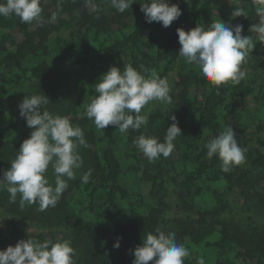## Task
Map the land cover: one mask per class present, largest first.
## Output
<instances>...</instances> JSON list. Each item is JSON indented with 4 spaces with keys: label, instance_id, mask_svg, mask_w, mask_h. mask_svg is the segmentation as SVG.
I'll return each mask as SVG.
<instances>
[{
    "label": "trees",
    "instance_id": "1",
    "mask_svg": "<svg viewBox=\"0 0 264 264\" xmlns=\"http://www.w3.org/2000/svg\"><path fill=\"white\" fill-rule=\"evenodd\" d=\"M51 1L72 5L95 0ZM193 1L185 13L189 22L185 31L220 19L233 27L242 24V35L253 36L256 47L247 63L257 78L255 86L229 81L217 94L200 69L178 55L179 27L147 23L140 11L143 0H135L123 13L112 7L111 0H100L105 11L99 17L82 8L75 21L60 17L55 23L43 0V25L21 23L14 15L0 16V170L3 164L11 166L21 143L30 136L19 103L26 95L42 93L49 97L48 105L70 103V111L84 130L93 170L87 184L80 179L72 182L56 206L45 211L35 204L21 209L19 195L15 203L7 199L1 205L10 214L46 228V232L31 235L41 242L70 239L76 264H118L113 252L117 238L122 237L124 247L133 253L147 232L157 227L174 232L169 227L172 222L178 229L177 241L190 251L184 264H197L200 256L206 264H264V226L251 222L256 234L246 239L234 220L222 216L236 189L254 199L264 212V73H259L264 66V43L249 31L258 18L252 0H239L249 16H242L238 23L216 13L215 0ZM48 52L58 55L60 63H53ZM129 63L140 71L148 69L149 74L166 77L172 103L166 108L158 107L157 102L148 105V124L140 130L121 133L111 125L100 130L85 114L89 96L96 95L93 86L111 66L123 71ZM171 68L176 70L174 78L169 75ZM77 73L73 83L64 82ZM239 96H249L251 104L240 108L235 102ZM172 115L182 136L175 139L169 157L149 161L134 139L147 134L162 142ZM229 126L246 149L249 164L259 169L257 175L251 176L240 165L224 172L218 157L206 156L205 144ZM246 128L253 129L252 140L238 133ZM131 174L140 182H130ZM170 188L185 191L186 196L171 193ZM184 211L188 215L179 217ZM9 245L15 246L0 227V250Z\"/></svg>",
    "mask_w": 264,
    "mask_h": 264
},
{
    "label": "clouds",
    "instance_id": "2",
    "mask_svg": "<svg viewBox=\"0 0 264 264\" xmlns=\"http://www.w3.org/2000/svg\"><path fill=\"white\" fill-rule=\"evenodd\" d=\"M189 2V0H185ZM43 0H0V16H15L21 23L43 25ZM136 3L135 0H111V5L123 13ZM235 5L232 17L249 16L239 0H229ZM258 22L249 28L256 38L264 43V0H252ZM59 8V3H58ZM140 11L147 23L159 22L167 28L182 15L178 4L169 0H143ZM56 19L53 13L50 20ZM243 25L231 26L220 19L208 24H198L185 31L177 28L181 45L178 55L189 65L200 69L201 75L216 87L231 81L238 84L246 77L242 66L247 63L250 53L256 47L252 35H242ZM96 95L89 96L85 114L95 126L103 130L115 126L119 132L129 129L140 130L148 124L147 108L152 102L167 105L172 103L171 85L167 78H161L148 69L143 71L124 64L123 71L117 66L98 79L93 86ZM49 97L42 94L26 95L19 103V113L31 129L29 138L23 140L9 169L0 177V191L9 193L10 202L15 203L19 195V207L38 205L40 211L55 207L63 193L69 188L68 181L76 179L77 170L84 165L81 147H89L84 130L73 124L67 116L50 112L46 106ZM143 112V114H142ZM166 129L161 142L156 136L141 134L134 139L136 148L149 160L161 156L167 158L174 151V141L182 136L177 119ZM206 156L218 157L222 171L228 172L234 166L246 161V149L242 148L231 126L220 132L206 144ZM51 168L54 181L49 177ZM89 168L83 173L81 182L87 184L92 176ZM0 223V227H2ZM117 238L113 247H120ZM132 264H184L190 256L189 249L176 239L174 232L157 227L142 237V243L133 250ZM75 249L70 239L43 242L29 236L19 240L15 246L0 250V264H76ZM197 264H206L205 258H197Z\"/></svg>",
    "mask_w": 264,
    "mask_h": 264
},
{
    "label": "rangeland",
    "instance_id": "3",
    "mask_svg": "<svg viewBox=\"0 0 264 264\" xmlns=\"http://www.w3.org/2000/svg\"><path fill=\"white\" fill-rule=\"evenodd\" d=\"M170 4L175 3L178 4L179 7L182 10V15L175 20L171 25H176L179 28L185 29L186 25L189 23L185 19V13L187 9H191L192 5H194L193 0H189V2H185V0H169ZM240 5L242 3L240 2ZM66 8H69L71 11L67 10ZM84 9L88 14L92 15L93 17H99L100 14H102L104 10V7L102 6L100 0L90 1L82 3L81 1H76L72 5L65 1V4H62L59 2V8L58 3H54L51 0H46L45 2V10L48 13L49 18H51L53 13H56V19L54 21H51L52 23H55L56 20H58L60 17H64V19L75 21V19L79 18L81 15V9ZM235 10V5L229 3V0H215V12L218 13L222 18H227L231 20H235L237 23L239 22L241 17H232V12ZM48 57L52 60L53 63H60V57L52 52H48ZM246 70V77L241 80L243 86H255L257 78L253 76V71L251 70V63L250 66L247 63ZM264 66H262L259 69V73L262 75L264 72ZM176 70L174 68L170 69V77L175 76ZM76 75L80 74H74L72 76H68L64 79V82L73 83V81L76 78ZM237 105L242 108L246 105L251 104V99L249 96H239L235 99ZM158 107L166 108L170 104L164 105L159 102L156 103ZM46 108L54 113L59 114L61 116H67L73 124H80L75 120V117L70 111V103L66 101L63 104L57 105V106H51L47 105ZM252 128H246L239 130L238 133L246 138L247 140H252ZM80 154L84 160V165L81 169L77 170L76 173V179L68 181L69 185L72 182L77 181L78 179L81 180V177L84 172H86L89 167V161L87 159V148L81 147ZM120 154V153H119ZM121 155V154H120ZM16 156V154H15ZM11 162V161H10ZM241 167H245L251 176L257 175L259 173V169L254 167L253 165L249 164L247 157L245 163L240 165ZM10 167L2 166V169L0 170V177L3 175V171L9 169ZM49 177L54 181V177L52 176V170L49 168L48 170ZM128 180L132 183L140 182L139 178L135 175H128ZM171 193L175 192V194L179 195L183 193L186 196L185 191H181L180 189H169ZM174 198V199H173ZM7 199H9V193L5 191H0V205L1 203H7ZM230 201L229 209L226 213H224L222 216L225 217V220H234L232 222H235L240 230L242 231L244 237L247 239L252 236V233L255 232L252 230V227L250 226L251 222L255 224L256 226L263 227L264 226V212L261 208V206L252 198L245 197L240 189L234 190L231 195L228 197ZM171 204L175 205L177 203L175 201V197L172 196ZM185 215L179 216L182 218H185L187 216V212L184 211ZM0 223H2V228H4L5 232L7 233L9 242L12 244H16L21 239H27L29 236L35 233L39 232H46L48 231L46 228L44 229L41 226L36 225L35 223L24 220L21 217H16L12 214H10L8 211H6L2 205L0 206ZM169 227L174 231V233L177 232V226L175 223H169ZM256 234V232H255ZM114 260L118 262V264H132L134 260V254L130 252L128 249L124 247L122 242L120 241V247L118 249L114 248Z\"/></svg>",
    "mask_w": 264,
    "mask_h": 264
}]
</instances>
